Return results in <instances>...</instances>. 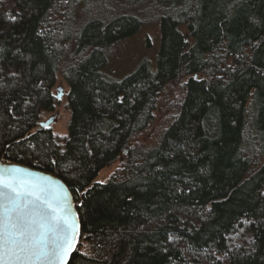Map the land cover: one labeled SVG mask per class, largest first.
Segmentation results:
<instances>
[{"label": "trees", "instance_id": "1", "mask_svg": "<svg viewBox=\"0 0 264 264\" xmlns=\"http://www.w3.org/2000/svg\"><path fill=\"white\" fill-rule=\"evenodd\" d=\"M106 1L0 0V162L66 185L69 264H264V0H131L162 13L160 47L154 72L142 62L121 82L103 76L107 52L141 22L106 18ZM93 6L107 13L75 20ZM60 70L64 151L38 125ZM181 79L155 145L133 144ZM114 165L122 175L97 183Z\"/></svg>", "mask_w": 264, "mask_h": 264}, {"label": "rangeland", "instance_id": "2", "mask_svg": "<svg viewBox=\"0 0 264 264\" xmlns=\"http://www.w3.org/2000/svg\"><path fill=\"white\" fill-rule=\"evenodd\" d=\"M104 4L109 6L107 10L111 12V15H106V18L119 14H132L138 17L141 22V29L137 35L118 42L108 50V64L103 72L104 78L109 82H121L136 71L142 62H148L151 70L154 72L156 69V57L160 47L159 18L162 13L146 6L142 7L134 1L128 4L125 0H107ZM89 9L91 11L84 14L78 8L74 12L75 20L79 22L88 19L89 16L100 18L104 17L103 15L107 13H97L95 6L89 7ZM181 31L184 34V30L181 29ZM184 80L181 79L179 82L172 83L165 89L157 103L153 121L147 130L134 139L133 144L145 148H151L155 145L161 131L171 123L177 110V106L184 94L182 84ZM52 94L55 98L54 108L51 112L40 114L38 125L50 122L48 129H50L61 151H64L71 112L68 106L69 87L64 80L61 70L58 71ZM121 175L122 171L117 165H114L111 168L103 170L98 175L96 182L106 183L112 177H120Z\"/></svg>", "mask_w": 264, "mask_h": 264}, {"label": "snow or ice", "instance_id": "3", "mask_svg": "<svg viewBox=\"0 0 264 264\" xmlns=\"http://www.w3.org/2000/svg\"><path fill=\"white\" fill-rule=\"evenodd\" d=\"M20 172L0 168V264H67L75 234L67 209L53 206L44 188L18 181L14 174Z\"/></svg>", "mask_w": 264, "mask_h": 264}, {"label": "water", "instance_id": "4", "mask_svg": "<svg viewBox=\"0 0 264 264\" xmlns=\"http://www.w3.org/2000/svg\"><path fill=\"white\" fill-rule=\"evenodd\" d=\"M49 125L50 122L39 124V127L48 129ZM10 167H18L19 169H21L20 173L14 175L16 176L17 180L23 183L26 187L36 191H38L40 188H44L46 190L45 195L53 206L59 205L60 207L67 209L66 215L70 225L69 231L71 232L72 229H75V234L71 237L73 247L67 260V264H69L70 258L75 249L77 238L80 233V222L70 191L68 190L66 185L54 175L0 162V168ZM4 175L8 174L5 173ZM61 215H64V213H62Z\"/></svg>", "mask_w": 264, "mask_h": 264}]
</instances>
